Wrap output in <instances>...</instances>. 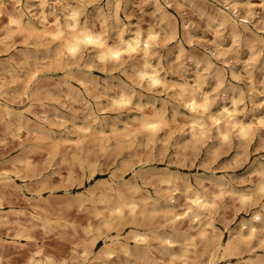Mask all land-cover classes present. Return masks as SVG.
<instances>
[{
    "label": "clouds",
    "instance_id": "1",
    "mask_svg": "<svg viewBox=\"0 0 264 264\" xmlns=\"http://www.w3.org/2000/svg\"><path fill=\"white\" fill-rule=\"evenodd\" d=\"M111 2L120 11L122 0ZM55 3L63 6L62 0H55ZM89 3L99 11L97 19L102 22L99 32L89 29L86 23H81L80 18L86 15ZM89 3H83L77 11L64 8L63 25L57 20L53 26L57 34L52 37L54 44L49 45L48 51L54 57V65L57 60L60 61L59 70L64 73L60 79L68 87V92L63 95L62 100H55L51 96H45L41 100L33 94L32 87L41 83V72L31 75L29 86L23 93L9 95L8 89L17 83L16 70L31 71L26 61L9 72L13 76L11 85L0 80V125L5 129L0 134L3 137L0 138V150L10 147L9 137L13 142L20 140L21 147L16 156L0 160V209L8 203V197L16 196L19 199L25 191L32 193L30 199L26 198V205L21 211H0V228L7 227L10 231H15L18 238L26 239L34 246L35 251H31L27 264H111L113 257L119 259L121 256L123 259L120 264H156L152 253L170 250L177 244L185 249V264H204V257L217 243L218 232L214 225L218 218L224 219L222 211L230 214L225 203V198H228L237 215L245 213L247 216L237 223L233 238L235 243L230 242L229 249L223 250V255L221 249L215 248L208 264H217L219 260L232 256L242 257L244 254L255 258L241 260L240 264H264V255H255L257 248L264 251V158H249L247 148L257 135L252 126L237 121L236 114L233 113L228 117L227 131L221 129L222 135L211 138L219 143V149L208 153L213 161L225 153L231 155L237 144L244 148L243 154L236 158L231 176L227 173L218 176L211 163L203 176H193L191 171L185 175L179 169L171 171L157 164L144 162L159 159L153 153L161 143L159 134L169 127L162 113L153 112L149 116L145 112L151 110V100L160 89L164 90L165 95L168 93L165 70L161 64L154 62L165 59L160 53L161 50L167 51L175 40V29L170 25L173 32L170 38L163 29L159 33L156 29L168 19L166 7H172L177 0H142L139 6L142 14L148 15L144 9L150 6L154 8L151 15L155 17L159 14L162 19L149 28L147 33L137 26L134 34L131 28L121 27L117 17L100 8L101 0H89ZM217 4L222 5L226 11L215 8ZM47 5L48 0H40L42 8ZM200 5L203 8L211 6L213 9V15L201 11L200 18L204 19L206 16L209 26L218 25L213 29L217 37L213 41L215 48H219L218 41L224 40L225 32L230 30L233 43L229 52L238 54L243 38L252 53L253 66L264 57V35H260L264 33V3L258 6L260 11H256L257 6L250 3L241 5L236 0H200ZM177 6L184 7L182 4ZM3 7V0H0V9ZM241 8L246 14H241ZM40 19L46 25L43 14ZM110 21L115 23L110 24ZM13 24L17 22L13 21ZM23 31L19 26L15 30L8 29L7 34L0 37V46H4L6 51L14 48L15 45L11 42ZM115 32L119 35L116 42L110 44ZM246 34H250V37ZM41 35H49L47 27ZM211 55L224 63L222 55L217 52ZM213 68L209 59L198 85L191 86L190 91L187 86L181 88L180 94L171 99L180 106L186 104L191 109L198 99L203 98L202 90L209 81ZM97 69L102 71L103 79L93 74ZM56 70L53 67L43 71ZM122 77L128 82L125 83ZM73 80L81 85L83 92L71 87L70 82ZM223 86L221 82L216 91L219 92ZM137 88H143L151 95L142 96ZM48 102L58 103L60 108L67 111L50 109ZM17 104H27L28 107L23 111H16L9 106ZM74 105L80 106L78 111ZM38 106L44 110L39 114ZM211 106L209 102L202 110L194 109L192 116L197 127H203L205 133L208 128L203 122L207 119L206 114ZM224 111L227 112V109ZM132 112L140 114L132 122L137 125L136 130L125 128L121 133L118 130L121 122ZM26 114L35 115V120H29ZM81 117L84 118V126L78 127ZM99 125L111 127L112 135L99 137ZM213 126H216L215 121ZM260 127L264 128V121ZM25 132L28 136L21 140V135ZM80 134H84L83 138L74 148L69 145L63 154L55 150L69 143L66 136ZM146 137H150L147 144L144 143ZM208 139L205 135V148L208 147ZM173 141L174 137H169L164 144L165 159L167 150L175 147ZM34 145H39L38 152L33 151ZM45 152L48 153V159L42 166L32 162L37 158L43 159ZM61 155L62 158L57 161V157ZM121 159L128 161L123 168L113 164V161ZM137 160L140 161L138 165ZM9 165L10 169L5 170V166ZM65 166L70 171L83 169L86 176L89 172H99L104 168H115V172L108 183L92 187L91 190L83 184L74 189L70 183L65 182L61 185L64 192L59 195L51 185ZM128 171L132 172V176L125 181L123 173ZM237 172L245 177L250 174L258 178V183H253L250 187L244 186V181L236 176ZM17 180L26 183L17 185ZM205 183L212 191L205 188ZM88 184L91 185L92 181H88ZM181 200L184 201L183 206L178 208ZM161 209L169 211L163 212ZM9 217L14 219L10 220ZM72 217L77 220L88 219L93 226L85 229L79 223H69ZM127 225L135 226L136 230L124 237L122 242L121 233ZM113 232L116 233L114 237L111 235ZM53 233H58L69 242L80 241L69 259L61 260L46 253L42 242ZM100 239L111 240V243L106 245L103 253L94 255L92 247ZM12 243L16 245V240ZM254 243L257 247H253ZM80 249H83V255L80 254ZM200 249L203 251H199ZM0 264H6L2 254ZM158 264H163V261Z\"/></svg>",
    "mask_w": 264,
    "mask_h": 264
},
{
    "label": "rangeland",
    "instance_id": "2",
    "mask_svg": "<svg viewBox=\"0 0 264 264\" xmlns=\"http://www.w3.org/2000/svg\"><path fill=\"white\" fill-rule=\"evenodd\" d=\"M236 2L241 5L250 3L253 6H257L256 11H260L261 9L258 6L264 3V0H236ZM3 3L4 7L0 9V13H2L0 14V37L6 35L8 29L15 30L17 28L10 19V17H12L11 14H13V16L16 15L15 13L18 15L20 14L23 22H30H28L29 24L27 25L29 27L24 29V26L26 27L25 22L24 26H22L24 31L20 35L14 37L11 42L15 45L14 48H9L6 51L4 46H0V80L7 81L11 85L13 76H10L9 72L23 61H26L31 69V71L28 69H25V71L16 70L15 79L17 83L8 89L9 95L16 96L23 93L25 88L29 86L28 80L31 75L35 72H41V83L32 87L33 94L41 100H43L45 96L54 97L55 100H62L63 95H66L68 92V87L64 85L60 79L63 77L64 73L59 70L60 61L57 60L54 65V57L49 54L48 47L54 44L50 33L47 36L41 34L45 31L46 27L48 31H53V26L57 23V20L63 25L65 18L63 14L64 8H74L77 11L82 7L83 3H89V0H62L63 6H61V4H56L55 0H48V5L43 8L40 6V0H3ZM141 3L142 0H122L120 11H117L111 0H101L100 8L104 9L106 13L117 17L121 22V27H129L133 30L139 26L144 32H147L149 28L160 23L162 18L159 14L153 17L151 13L154 12V8L150 6H146L144 9V12L148 13V15L142 14L139 8ZM177 4H182L184 7H178ZM215 8H223V6L217 4ZM165 11L168 19L160 23V27L156 29V32L159 33L160 29H163L164 32L167 33V37H172L173 32L172 28H170V23H173L171 26L175 29V40L169 45L167 51L161 50L160 55L165 57V59L155 61L154 63L161 64L165 70L164 75L169 86L168 93L165 95L164 90L160 89L151 100V110H146L145 115H151L155 111L158 112L157 114L161 112L163 114V119L169 123V127L159 134L161 143L153 153V155L159 157V159L152 161L145 160L144 162L146 164L154 163L161 168H168L171 171L179 169L185 175L189 174V171H191L193 176L197 174L203 176L207 166L211 163L213 170L218 176L224 175L225 173L231 176L234 172L233 165L236 163V158L238 155L243 154L244 148L237 144L231 155L225 153L213 161L208 153L209 151H216L219 149V143L211 139L219 136L217 134V124L213 126V117L217 116V108L224 102L227 103V106L234 108V113L241 120H244L252 126L257 133L252 144L247 148L250 160L264 158V128L260 127L261 122L264 121V71L263 69H259L261 58L254 66L252 65L253 56L243 38L239 53L229 52L228 49L232 47L233 39L228 31L224 34L225 39L218 41L219 48H215L213 46V41H215L217 37L213 29L218 25L213 24L209 26L210 22L206 16L204 19L200 18L201 11H207L210 15L214 14L212 7L207 6L203 8L200 5V0H177V3H174L172 7H166ZM240 11L242 15L246 13L243 8H241ZM41 14H43L44 20H46V25L40 19ZM98 15V9L89 3L86 15L80 18L81 23H86L89 27L96 31H100L102 22L97 19ZM114 23L115 21H110V24ZM31 24L35 26L32 27L34 30L32 28L30 29ZM118 34V32L113 33L110 42L116 41L115 39L118 37ZM260 34L264 35V33ZM249 35L250 34H248V36ZM213 52L222 55L224 63L216 60L215 56L211 55ZM205 58L206 60H203ZM207 58L208 60L211 59V63L214 66L216 65V69L219 67L217 72L220 73V75L218 78L217 72V76L212 73L209 81L202 90L204 97L206 96L208 98L204 99L203 97L202 100L204 99V102L208 100L212 105L209 108V117L207 116L205 120L208 131L207 133H205V131L199 132L194 138L189 137V129L185 121V118L187 119L192 112L188 110L186 104L185 106H180L171 98L174 95H179L181 88L185 86H187L190 91L191 86L198 85L201 73L205 71L206 66L204 65L207 63ZM53 67H56L57 70L43 71ZM93 74L103 79L102 71L97 69L93 71ZM122 79L125 80V83L128 82L126 78L122 77ZM221 82H223L224 86L217 92V86ZM70 83L71 87L78 88L83 92V88L80 84L76 83L75 80ZM137 91L142 96L151 95L146 93L143 88H137ZM187 94L186 91L185 95ZM199 100L201 101V98ZM48 103L50 109L59 108L61 112L67 111L65 108H60V104L58 103ZM9 106L19 111L28 107L27 104ZM73 107L77 111L80 108L79 105H74ZM40 111L44 110L40 109L38 106L37 114H39ZM213 114L215 116H211ZM26 115L29 120H35V115ZM67 115L70 116L71 113H67ZM139 115V112L129 113L128 118L121 122L118 130L121 133L125 131V128H130L132 131H135L137 125L132 122L137 120ZM210 118H212V120ZM83 120L84 118L81 117L78 122V127L84 126ZM218 121L220 122V129H228L229 121L225 116H220ZM4 130V126L0 125V134H3ZM97 133L101 138L110 137L112 135V129L111 127L99 125L97 126ZM83 135L84 134L66 136L65 139L69 143L57 147L55 150L63 154L67 151L69 145L74 148L83 138ZM205 135L209 137L206 141L208 145L207 148L204 147ZM27 136V132L22 133L21 140L25 139ZM169 137H174L173 143L175 147L167 150V159H165L166 152L164 144L168 141ZM0 138H3L2 135H0ZM8 139L10 147L6 150H0V160L10 159L21 151L20 140L13 142L10 137ZM149 139L150 137H146L144 143L147 144ZM197 149H200V151L198 152ZM51 150L52 149H49V151ZM33 151L38 152L39 145H34ZM140 155H143V153ZM61 158L62 155L58 156L57 161ZM29 159H31V157H29ZM47 159L48 153L45 152L43 159L37 158L32 162L42 166ZM127 162L126 159H121L119 161H113V164L123 168ZM139 163L140 161L137 160L136 164L138 165ZM7 169H10V165L5 166V170ZM114 172L115 168H104L99 172H89L86 176L83 169L76 168L70 171L67 166H65V169L60 175L54 178L51 187L54 188L59 195H62L64 192V188L61 187V185L65 182L70 183L74 189L79 188V186L83 184L85 188L91 190L92 187L108 183ZM93 176L95 179H93ZM131 176L132 172L128 171L123 173L122 178L127 181ZM236 176L244 181V186L250 187L253 183H258V178L252 177L250 174L245 177L237 172ZM88 181H92V184L89 185ZM16 183L20 185L26 182L17 180ZM193 183H195V181H193ZM205 188L212 191L207 183H205ZM76 194L79 195L78 192H76ZM5 195L7 196V193H5ZM31 195V192L25 191L19 199H17L16 196L8 197V203L4 204L0 211L4 213L21 211L26 205V198L30 199ZM45 196H47L46 193ZM183 203L184 201L181 200L177 207L182 208ZM225 203L230 209V214H225L222 211L221 215L224 219L219 220L218 218L214 227L218 232L217 240H220L222 245L225 246V250H228L230 242L235 243L233 238L236 235L235 230L237 223L241 222V218L246 219L247 214L240 213L237 215L235 208L231 206L228 198H225ZM161 211L164 212L162 209ZM9 219H14V217H9ZM69 223H79L81 228L85 229L93 226L88 219L84 218L77 220L75 217H72ZM186 226L187 225H185V227ZM135 230V226L133 225L125 226L121 233V239L123 240V237H127ZM111 235L116 236V233L113 232ZM14 239L16 240V245L12 243ZM78 243H80V241L69 242L58 233H53L49 239L42 242V246L45 248L46 253L54 255L58 259L66 260L73 255L74 249H76ZM107 244H110V240L105 241L104 239H100L92 247L93 254L100 255L103 253ZM0 245H2V247H0V254L3 255L6 264H27L31 251H35L34 246H31L28 240L18 238L17 233L15 231H10L7 227L0 228ZM17 245H26L28 247L20 248ZM253 247H257V245L254 243ZM29 248L31 250H29ZM171 250L173 252H171ZM160 251L152 253V257H154L156 264L160 261H163V264H183V262H185V249L179 244L172 247L170 251ZM199 251H203V249ZM80 254H84L83 249H80ZM221 255H223V253H221ZM255 255H264V251L257 248V253ZM207 257L208 253L204 257V264L210 260V257H208L209 259ZM247 257H249L248 254H244L242 257L232 256L227 259L219 260L217 264H236L238 260H245ZM206 258L208 260H206ZM122 259V256L119 259L113 257L111 264H120V260ZM238 263L240 264V262Z\"/></svg>",
    "mask_w": 264,
    "mask_h": 264
},
{
    "label": "bare ground",
    "instance_id": "3",
    "mask_svg": "<svg viewBox=\"0 0 264 264\" xmlns=\"http://www.w3.org/2000/svg\"><path fill=\"white\" fill-rule=\"evenodd\" d=\"M192 2V1H191ZM189 3H190V1H189ZM192 4H193V2H192ZM191 5V4H190ZM194 5H195V3H194ZM193 6V5H192ZM217 9H219L220 11H226V9H223V8H217ZM71 10H73V11H76L74 8L72 9L71 8ZM16 15H14L13 16V14H11L12 15V17H10V19H11V21H16L17 22V24H15V26H19V27H21V28H23L22 26H24V23H25V25H26V27L24 26V29L26 28L27 29V27H29V26H27L29 23L27 22V21H25V22H23L22 21V17H21V15H20V17H19V15L17 14V13H15ZM69 14H71V13H69ZM212 14V13H211ZM229 14H231V13H229ZM246 14V13H245ZM210 15V14H209ZM213 15V14H212ZM169 22V21H168ZM171 24H173V23H170V25ZM88 26V25H87ZM32 27H35V26H32V24H31V27H30V29L32 28ZM89 27V26H88ZM37 28V27H36ZM171 28V27H170ZM29 29V28H28ZM33 30H34V28H32ZM38 29V28H37ZM36 29V30H37ZM89 29H91V30H94V31H96L95 29H93V28H91V27H89ZM136 29L137 28H135V29H133L132 30V33L134 34L135 33V31H136ZM44 31V30H43ZM49 33H50V36L51 37H53V36H55L57 33H56V31L53 29V31H48ZM96 32H99V31H96ZM148 32V31H147ZM146 31H145V33H147ZM229 33H230V30L228 31ZM119 35V34H118ZM117 35V36H118ZM261 35V34H260ZM247 36H248V34H247ZM249 37H250V35H249ZM126 39L128 38V37H125ZM116 40V39H115ZM116 41H109V43L110 44H112V43H115ZM203 60H206V58L205 59H203ZM207 61H208V58H207ZM203 63H204V61H203ZM260 63L262 64H259L260 65V68L259 69H263V71H264V57H261V60H260ZM204 66H207V63H206V65H204ZM216 66V65H215ZM215 66H214V68H213V71H212V73H214V75H216V72L219 70L218 68L219 67H217V69L215 68ZM218 73V72H217ZM218 75V78H219V75H220V73H218L217 74ZM216 75V76H217ZM215 77V76H214ZM188 93V92H187ZM204 97V96H203ZM207 97L205 96L204 97V99H206ZM204 99L202 100V98H201V101L198 99L193 105H192V108L190 109L189 107H188V110H190L191 112H192V114L189 116V117H187V119L185 118V121H186V125H187V127H188V131H189V137H194L195 138V135H197V133H199V132H204V130H203V127H197V122L196 121H193L192 120V116L194 115V109H196V108H200L201 110H202V108H203V106L205 105V104H207L209 101L207 100V102L205 101L204 102ZM208 99V98H207ZM223 101V100H222ZM227 103H222L220 106H219V108H217L218 109V114L216 113V115L217 116H215L214 114L213 115H211V116H215V117H213V122L215 121V123L217 124V134L220 136V135H222L223 133H222V131H221V129H220V125H219V118H220V116H225L226 118H227V120H228V117L231 115V114H233L234 113V108H231V107H229V106H227L226 105ZM233 105V104H232ZM11 107V106H10ZM13 108V107H12ZM15 109V108H14ZM225 109H227V112H225L224 110ZM16 111H19V110H17V109H15ZM23 111V110H22ZM189 111V112H190ZM156 112V111H155ZM156 113H158V112H156ZM160 114H161V112H160ZM211 114V113H210ZM152 115V114H151ZM208 117H209V115L208 114H206ZM150 116V115H149ZM211 120H212V118H210ZM235 119L237 120V121H240V122H242L243 124H246V125H249L247 122H245L244 120H241L237 115L235 116ZM204 123V125H205V121L203 122ZM227 131V129L225 128L224 129V132H226ZM191 139V138H190ZM162 210H164V212H167V211H169V209H162ZM177 214H180V213H177ZM115 236V235H114ZM113 236V237H114ZM124 238V237H123ZM122 242H123V240H122ZM110 243H111V240H110ZM219 248V249H221L222 251H221V253H223V250H225V246H223L222 245V243H221V241L220 240H217V243H216V245H215V247L211 250V251H209L208 252V257H210V260L209 261H211L212 260V254H213V251L215 250V248ZM161 251H163V250H161ZM160 251V252H161ZM170 251V250H169ZM164 252V251H163ZM171 252H173L172 250H171ZM172 254V253H171ZM207 257V258H208ZM253 258H255L254 256H252ZM252 257H247V258H245V260H248V259H250V258H252ZM206 258V260H208ZM244 260V259H243ZM238 262H240L239 260L237 261V263L236 264H239ZM206 263H208V262H205V264ZM183 264H185V262H183Z\"/></svg>",
    "mask_w": 264,
    "mask_h": 264
}]
</instances>
